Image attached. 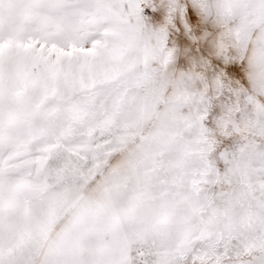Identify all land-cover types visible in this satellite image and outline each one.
<instances>
[{"label":"snow or ice","instance_id":"1","mask_svg":"<svg viewBox=\"0 0 264 264\" xmlns=\"http://www.w3.org/2000/svg\"><path fill=\"white\" fill-rule=\"evenodd\" d=\"M0 264H264V0H0Z\"/></svg>","mask_w":264,"mask_h":264}]
</instances>
